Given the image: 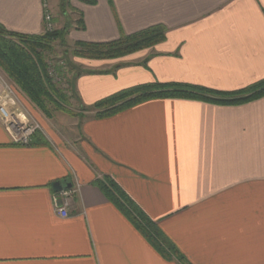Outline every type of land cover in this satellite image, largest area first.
Returning a JSON list of instances; mask_svg holds the SVG:
<instances>
[{"label": "crops", "instance_id": "1", "mask_svg": "<svg viewBox=\"0 0 264 264\" xmlns=\"http://www.w3.org/2000/svg\"><path fill=\"white\" fill-rule=\"evenodd\" d=\"M49 1L56 23L66 13ZM94 1L70 0L84 27L73 24V43L167 32L123 58H74L78 108L155 82L234 92L264 80V0ZM0 25L43 34L42 0H0ZM78 129L75 139L21 146L0 121V264H181L107 199L95 185L105 177L191 264H264V97L151 100L105 119L88 114ZM57 182L78 188L68 217L55 209Z\"/></svg>", "mask_w": 264, "mask_h": 264}, {"label": "trees", "instance_id": "2", "mask_svg": "<svg viewBox=\"0 0 264 264\" xmlns=\"http://www.w3.org/2000/svg\"><path fill=\"white\" fill-rule=\"evenodd\" d=\"M80 1L95 3L94 0ZM69 5L70 0H61L62 14L66 13ZM79 22L83 29L82 19ZM69 32L68 27L56 31H47L45 27L41 35H25L10 32L0 25V69L28 102L47 118H52L53 112L74 116L72 102L78 103L74 85L81 73L77 72L75 66L68 64L72 67L69 72H73L74 75L67 79V88L63 89V83L50 77L49 62L44 54L53 50L56 41L66 45ZM166 32L165 27L154 26L132 35L122 33L118 40L112 42H76L72 54L76 58L90 60L119 59L164 42ZM62 73L65 72L60 68L58 74L62 75ZM263 97L264 80L234 92L217 91L193 84L155 82L121 90L93 106L82 105L79 109L83 115L90 114L95 119H105L151 100H189L221 106H239ZM32 144L45 146L48 142L44 135L37 131L33 136ZM95 185L164 258L176 259L181 264H191L169 241L158 225L148 218L115 181L105 177L103 180H98Z\"/></svg>", "mask_w": 264, "mask_h": 264}, {"label": "rangeland", "instance_id": "3", "mask_svg": "<svg viewBox=\"0 0 264 264\" xmlns=\"http://www.w3.org/2000/svg\"><path fill=\"white\" fill-rule=\"evenodd\" d=\"M73 12L74 10L69 7L66 10V15L64 17L59 16L58 14V18H56L57 22H54L53 31L61 30L64 27H68L71 30V27L75 23L77 26H79L80 15H74ZM53 16H55L54 13ZM75 44L76 43H73L68 36L66 38V45L61 43V41H56L53 44V50L51 52L44 53L46 60H48L49 62V71H51L53 74V77H50L56 81H59L60 83H63V89L67 88V79L72 78V75H74L73 72L70 73L69 71L72 68L70 67V65L74 66L75 64L74 58L76 57H74L72 54L73 50L76 48ZM60 68L63 72H65L62 73V75L58 74V72H60ZM0 72L3 77H5L6 81L14 86L15 90H17L16 97L20 103V106L23 107L25 113L28 115V118H30L34 122V124L38 126V131H40L45 136L53 135L56 137H61L64 135V137L66 136V138L70 140L77 138L79 130L78 128H80L81 123L85 120V116H88V114L83 115L82 113H80V109L77 107L75 101L72 102L74 104L72 109L74 111V116L62 112H53V117L47 118L31 103L28 102L26 97L22 93H20V91L10 80L7 79L1 69Z\"/></svg>", "mask_w": 264, "mask_h": 264}, {"label": "built area", "instance_id": "4", "mask_svg": "<svg viewBox=\"0 0 264 264\" xmlns=\"http://www.w3.org/2000/svg\"><path fill=\"white\" fill-rule=\"evenodd\" d=\"M44 8V21L47 31L54 27V16L49 0H42ZM49 75L53 77L50 71ZM0 121L11 140L16 145L29 146L33 136L39 130L38 126L28 118L23 107L16 97V91L0 72ZM78 188H64L54 195L56 212L62 217H68L69 207Z\"/></svg>", "mask_w": 264, "mask_h": 264}, {"label": "water", "instance_id": "5", "mask_svg": "<svg viewBox=\"0 0 264 264\" xmlns=\"http://www.w3.org/2000/svg\"><path fill=\"white\" fill-rule=\"evenodd\" d=\"M65 188H71V185H68ZM62 189H64V186L61 183L57 182L53 184L54 192H60Z\"/></svg>", "mask_w": 264, "mask_h": 264}]
</instances>
